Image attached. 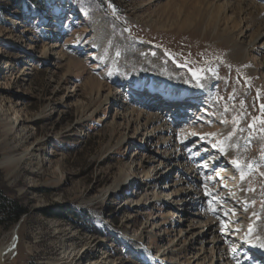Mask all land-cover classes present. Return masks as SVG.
I'll return each mask as SVG.
<instances>
[{
  "label": "rangeland",
  "instance_id": "374dc122",
  "mask_svg": "<svg viewBox=\"0 0 264 264\" xmlns=\"http://www.w3.org/2000/svg\"><path fill=\"white\" fill-rule=\"evenodd\" d=\"M40 4L45 13L31 2L0 0V29L7 31L0 35V76H19L23 85L12 90V100L32 132L25 141L19 128L6 124L10 114H0V189L24 210L15 225L0 226V264H194L199 249L211 257L207 264L213 253L216 262L229 257L227 263L239 264L242 235L252 227L264 231V40L241 63L202 27L166 28L167 0ZM55 43L61 48L52 53L67 60L47 58ZM189 69L200 74L199 84ZM91 79L98 84L88 86ZM154 88L170 96L199 92L196 112L169 122L182 113L154 108ZM149 114L164 120L163 130L178 126L176 132L159 134L157 125L146 126ZM225 137L234 142L230 159L221 151ZM201 145L204 151H198ZM187 151L201 162L218 159L213 170H202L217 190L215 200L197 195L190 201L198 183L185 179L196 177ZM53 155L64 159L58 169L49 166ZM175 183L174 194L183 191L187 200L180 209L162 200L171 190L166 186ZM240 187L247 190L244 201ZM228 205L239 212L233 221L225 217L231 218ZM212 208L220 214L207 234Z\"/></svg>",
  "mask_w": 264,
  "mask_h": 264
},
{
  "label": "bare ground",
  "instance_id": "6f19581e",
  "mask_svg": "<svg viewBox=\"0 0 264 264\" xmlns=\"http://www.w3.org/2000/svg\"><path fill=\"white\" fill-rule=\"evenodd\" d=\"M259 2L260 0H167V4H166L167 7L164 10L163 14H165L168 17L167 19L168 21L167 22L164 21L165 23L163 22V24H165L166 28L174 29V30L178 29L184 32H190L191 30H198L200 27H202L203 34H207L211 36V38L213 39L215 38L220 39L221 44H226L229 47H231L232 54L230 58L232 60L234 59L241 63H247V58L250 56L251 53H253V51H256V47L264 40V4H262L261 2L259 3ZM6 32H7L6 30H1L0 35H3ZM247 37H250V42L246 44L244 40ZM59 48L61 47L59 46L58 43L51 45L49 49L47 48L45 51L47 52L46 53L47 58L52 57V55H59L61 60H67L68 58L66 57L65 54L63 55L60 52H57V54L52 53V51L55 52L54 49H59ZM0 52H2L1 49H0ZM68 64L73 65L74 63L73 61L72 62L69 61ZM95 83L98 84V82L95 79H91L87 83V85L89 86ZM22 85L23 84L19 82L18 75L17 76L12 75V77H9L8 75L0 76V114L2 116H5V115L7 116L10 114V116L7 119L6 124L11 129L19 128L18 132H19L20 138L22 137L24 138L25 141H28L32 137V132L25 124H23L22 113H18L19 111H21L20 103L19 102L15 103L12 100V98L15 95L13 94L12 90L18 89L20 91V88ZM100 88H101V85L99 83V89ZM191 91L188 90L187 92H191ZM198 93L199 92H197V94ZM171 96L173 98H177L183 95L177 93V95H171ZM192 101L193 100H191V102ZM165 104L166 105L170 104L171 106V103H165ZM132 113H135V111H133ZM146 121H147L146 126L147 125L150 126L152 124L157 125L155 131H157L159 134H163L164 132H169V134L176 132V128L172 130L171 127L170 128L166 127V129L163 130L162 127H164V125L162 124L164 120H162L160 117L156 115L149 114V117L146 118ZM172 123L174 122L172 121ZM226 132H228V130L225 128L221 130V133L224 135H226ZM196 145H199V144L197 143ZM222 147H223L222 153L224 154V156L230 159L232 157V154L234 153L233 152L234 142L230 138L225 137ZM197 148H198V151L205 150L202 145L201 147L197 146ZM30 149H33V147H31ZM35 154L36 153H34L33 156H35L36 158H40L39 154L38 155H35ZM180 154L181 152H179V154L175 157L176 161L179 160L180 157H182V155ZM216 155H220V153ZM184 158L190 164L189 170L192 171L191 173L192 174L196 173V177L194 180L189 175L187 176L188 178L187 177L185 178V179H188L187 180L189 182L188 185L190 184V182L198 183V186H197L198 188L194 189V191H192L189 196V199H191L190 201H194L197 195H201V197L204 199H209V198L212 199L217 190L214 188L212 189L211 187L209 188L210 184L209 182L208 183L205 182L202 176V173L203 171L207 172L208 170L213 169L216 163L215 161L212 162V160L215 158V156L214 158H209V160L207 161L209 163H206V162H201L200 161L202 160L201 158L199 159L197 156H194L192 155L191 152L188 153L187 151L186 154L184 155ZM63 160L64 159L62 158V156L60 157L59 155H53V157L49 161V166H52V168L58 169L60 165L63 163ZM195 160H197L198 164L194 162ZM214 160H218V159H214ZM40 161H38L37 166L39 168H42L40 167L41 166ZM2 164L5 165L6 163H2ZM138 169H142V166H140ZM220 176L222 177L223 175L220 174L219 177ZM213 178L214 177H212L211 180ZM145 180H146V184L148 185V184H151V181H153V178L150 175H146ZM180 184L175 183V185L172 184V185L166 186V187H169V189L171 190H169L170 192L164 193V197H162L163 198L162 200L164 201L171 200L170 204L172 203L175 204L176 207L179 209L183 207V203L187 201L185 198L184 199L181 198V196H183L184 194L183 191H178L174 194L177 188L176 186H180ZM150 188L151 187H149V189ZM239 189H240L239 192H237L239 194L238 196H240V199L244 201L245 193L247 192V190L244 189L243 187H240ZM143 190H146V188H143ZM212 200H215V199H212ZM219 204L223 205V202H220ZM231 206L228 205V207H226V210L229 211V214L231 213V218L228 215H226L225 217L233 221L237 218L236 216L238 215L239 212H237L236 210H233ZM247 210L250 214H252L253 209H247ZM209 211L211 215L213 216L208 214ZM209 211L206 212L209 217H207V215H205L204 217L202 216V218L207 217L208 219L207 222H205L206 228H208L206 231L207 234H210V231L212 232V229L215 225L214 222H216V219H214L215 218L214 214L217 215L219 213V210H217L216 208L215 209L212 208ZM199 215L200 214H197V217H199ZM174 216L176 217V215ZM194 220H192L190 223L191 224L190 227L192 229L195 228V225H196ZM229 225L232 226V223H230ZM234 228L237 231L239 229L237 226ZM254 228L255 227H252L248 235H242L243 236L242 241H243L244 247H242V250H239L238 253H236L237 261L239 262V264H255V263H252V260H249L248 255L246 254L247 252H249L248 250L251 249L250 248L251 245L257 244V246H261L264 249V231H261L258 229L254 231ZM201 235L199 236L200 238H201ZM178 237H179V243H180L182 239L184 238V234L182 231L179 233ZM219 243L220 242L218 240V237L213 238V244H214L213 249L217 250L216 246L219 245ZM15 244L16 242L14 241L12 243L11 251L13 250ZM186 245H187V242H185V245L183 246L185 250L183 252L185 253H187V251L189 250V249L187 250ZM192 250L196 251L197 248L196 249L192 248ZM253 250L256 251V249H253ZM175 251H178V250L175 249ZM199 251L201 253L197 252L196 256H194L195 258V260L193 261L194 264H207V260L209 259L210 256L208 257L205 254L206 253L205 250L203 249L202 250L199 249ZM217 255L216 253L212 254L211 264H215V263L220 264V262L224 264H231V263H227L228 261L227 259H230L229 257L225 259L223 258V260L219 259V261L216 262L215 260H218ZM0 257L1 258L4 257L3 253H0ZM258 261L260 262V264H264V255H263V258H260V260Z\"/></svg>",
  "mask_w": 264,
  "mask_h": 264
},
{
  "label": "trees",
  "instance_id": "16d2710c",
  "mask_svg": "<svg viewBox=\"0 0 264 264\" xmlns=\"http://www.w3.org/2000/svg\"><path fill=\"white\" fill-rule=\"evenodd\" d=\"M24 3H33L40 12L45 13L46 10L43 9L41 0H23ZM54 2V0H50ZM28 6V5H27ZM24 215V210L20 207L19 203L7 196L3 190L0 189V226L10 227L15 225L21 217Z\"/></svg>",
  "mask_w": 264,
  "mask_h": 264
},
{
  "label": "snow or ice",
  "instance_id": "6c2138e0",
  "mask_svg": "<svg viewBox=\"0 0 264 264\" xmlns=\"http://www.w3.org/2000/svg\"><path fill=\"white\" fill-rule=\"evenodd\" d=\"M189 71H190V73H191L193 79H195V80L197 81V84H199V83H200V80H201V76H200V74H199L196 70H193V69H189ZM261 109H262V111H264V105H261ZM262 123H264V121H262ZM249 127L252 128V127H254V125L250 124ZM221 151H223V149H221ZM231 163H232L237 169H240L241 166H240L239 161H237V160H232ZM249 167H251V166H249ZM242 178H243V176H242Z\"/></svg>",
  "mask_w": 264,
  "mask_h": 264
}]
</instances>
